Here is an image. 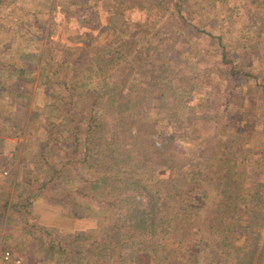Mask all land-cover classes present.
<instances>
[{"label": "rangeland", "instance_id": "rangeland-1", "mask_svg": "<svg viewBox=\"0 0 264 264\" xmlns=\"http://www.w3.org/2000/svg\"><path fill=\"white\" fill-rule=\"evenodd\" d=\"M117 42L125 47L118 54ZM152 87L167 91L155 110L161 122L153 128L169 145L156 170L198 167L212 192L231 182L240 204L251 206L241 205L236 219L251 215L255 228L260 226L264 0H184L179 14L167 0H0V212L11 201L0 216V264L5 248L26 264H58L53 244L64 235L87 239L96 230L100 238L108 220L96 207L75 218L67 204L46 196L19 212L10 203L33 180L37 185L49 179L52 166L67 164L66 178L85 167L76 163L80 153L72 147L73 136L86 117L111 115L103 107L109 93L141 94ZM118 151L143 158L124 145ZM63 182L66 188L76 185L58 180Z\"/></svg>", "mask_w": 264, "mask_h": 264}, {"label": "trees", "instance_id": "trees-1", "mask_svg": "<svg viewBox=\"0 0 264 264\" xmlns=\"http://www.w3.org/2000/svg\"><path fill=\"white\" fill-rule=\"evenodd\" d=\"M167 2L179 14L184 0ZM115 47L117 54L125 49L120 42ZM223 56L228 54L223 52ZM160 77L167 86L168 79ZM138 92L109 93L103 107L111 115L101 118L92 114L86 117L87 123L83 122L84 128L75 132L72 147L80 153L76 163L85 164L80 172L66 178L67 164L57 169L52 166V176L42 184L36 185L33 180L30 189L17 197L19 201H12L11 207H18L19 212L37 197L46 196L67 204L75 218L85 216L92 207L102 212L108 222L99 229L100 238L96 230H91L87 239L84 234L64 235L53 244L59 248L58 264H220V260L254 264L256 256V263L264 264V221L255 228L251 215L247 220L236 219L244 203L232 194L231 182L230 188L219 185L224 192H212L205 171L198 167H182L174 173L170 169L156 170L155 164H160L169 145L163 132L153 128L161 122L162 114L155 110L164 103L167 91L155 93L152 87L148 92ZM147 110L154 113L146 117ZM66 112L62 118L67 117ZM122 145L142 155V160L120 156ZM66 148L67 152L71 149ZM72 158L68 164L73 163ZM147 163L154 170L150 167L138 172ZM58 180L74 181L76 185L66 188ZM155 196L160 199L156 203ZM9 202L0 216L6 214ZM250 207L245 203V210ZM81 243L82 249H77Z\"/></svg>", "mask_w": 264, "mask_h": 264}, {"label": "built area", "instance_id": "built-area-1", "mask_svg": "<svg viewBox=\"0 0 264 264\" xmlns=\"http://www.w3.org/2000/svg\"><path fill=\"white\" fill-rule=\"evenodd\" d=\"M1 264H26L25 261L16 255L11 249L5 248L1 255Z\"/></svg>", "mask_w": 264, "mask_h": 264}]
</instances>
